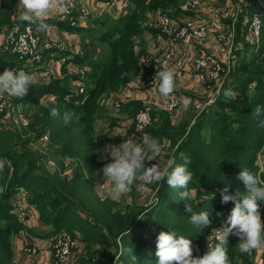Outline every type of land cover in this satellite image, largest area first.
<instances>
[{
    "label": "trees",
    "instance_id": "16d2710c",
    "mask_svg": "<svg viewBox=\"0 0 264 264\" xmlns=\"http://www.w3.org/2000/svg\"><path fill=\"white\" fill-rule=\"evenodd\" d=\"M13 2L14 0H0V32L4 31L12 20ZM132 3V6H128L124 13L115 18L96 17L94 20L102 26L106 24L98 34H92L87 26L70 25L67 21L63 23L58 20L66 28L80 33L81 52L73 54L71 58L89 66L84 77L85 91L76 93L71 89V78L75 77V74L65 72L64 62L61 63V77L32 85L23 99L24 102L33 99L39 102L41 98L43 102L54 100L61 109L62 103L66 102V105L71 106L64 107L67 111L77 105L71 111L75 114L72 125L81 126L70 135H67L70 123L53 128L50 123L41 128L45 121L39 118L36 129L33 124L35 120L29 123L34 132L33 137L31 136L34 140L47 133L46 130L50 126L49 138L57 143L48 154L59 158L54 169L49 170L39 164V159L45 153L34 156L32 150L27 148L18 151L17 143L3 135L10 129L0 121V159L9 162L0 172V264H17L13 259L11 233L20 228L22 223L11 210V196L18 186H25L29 190V201L35 204L42 224L48 227L43 230L39 228L38 231L37 228L30 229L31 232L54 237L57 233L67 230L74 236L81 233L86 246L89 242L99 243L101 247L95 250L87 249L86 259H81L78 264H102V255L108 259L118 255V259L132 264V251L138 257V264H157L156 240L160 232H174L177 236L188 238L193 247L200 245L213 227L226 221L234 206L232 202L221 204L218 189L227 184L231 193H244L246 188L243 182L237 179L238 174L243 169L256 173V158L264 144V127L258 126L252 111L257 104L264 105V14H261L263 25L258 44L244 42L243 48L237 51L235 65L219 96L215 98V103L208 104L197 113V118L191 123L186 134V125L174 123V117L166 110L153 108L151 111L148 134L156 139L169 140L172 148L176 144L170 155L176 154L177 163H182L179 159L180 152L191 159L188 167L192 180L188 190L195 191L191 199H180L179 193L183 189L169 188L164 182L157 187L159 202L155 205L143 207L137 204L130 208V203L125 206L127 209L120 210L114 208L117 201L111 198L102 199L98 192L92 190L96 168L101 165L100 161H96V151L101 146L115 141V138L113 140L106 134H95L96 123L92 111L100 108L101 94L121 89L142 69L139 58L144 52L145 44H137L141 38L136 36L145 30H157L141 24L146 19L147 11L175 4L174 0H132ZM247 11L250 12V8ZM98 48L100 51H97ZM102 50L105 53L104 58L100 56ZM54 52L60 57L64 51ZM50 55L49 51L45 52V61ZM5 65L11 66L15 71L30 70L22 64V59L17 55L0 51V68ZM227 88L237 91L239 96L232 101L227 100L222 94L223 89ZM141 105L139 101H128L122 103V110L135 112ZM110 123L113 125V118ZM83 141L89 143V152L84 159L88 174L85 175L82 167L77 165L72 175L68 176L63 173V158L71 152L76 153V144ZM39 166H42V169ZM258 174L264 177L263 171ZM87 176L90 178L86 179ZM213 195L214 198H211ZM258 203L261 206L262 202ZM186 204H190L193 211L207 209L211 214V224L200 228L192 225L189 221L191 213L185 210ZM85 212L90 213V217L86 216ZM218 212L220 215H217ZM141 215H144V219L137 218ZM127 229L128 234L124 235ZM238 239L232 234L228 236L230 264H235L238 257L241 258L239 264H253L251 254L238 251ZM95 251L98 256H93ZM150 256L153 258L152 262L148 260ZM259 264H264V250Z\"/></svg>",
    "mask_w": 264,
    "mask_h": 264
},
{
    "label": "built area",
    "instance_id": "2783aa9c",
    "mask_svg": "<svg viewBox=\"0 0 264 264\" xmlns=\"http://www.w3.org/2000/svg\"><path fill=\"white\" fill-rule=\"evenodd\" d=\"M118 1L119 0H109L108 4L115 5ZM201 1L202 0H187V2L183 4L182 9L185 11H195ZM229 1H232L230 10L227 6ZM257 1L258 0H226L222 4L212 6L208 11V19L206 20L198 19L195 15L188 14L183 21L175 23L167 13L158 15V32L155 39L158 42H163L164 48L157 61V67L144 79L145 86L151 89L150 97L144 100L143 106L135 113L128 131L129 139L140 142L142 136L148 134L147 127L152 119L151 108H154L152 105L166 111H173L180 104V95L177 92L167 99L162 98L158 94V74L162 70L174 69L177 73L176 78H180L188 68L196 81L201 84L208 93L203 100L195 101L196 110L200 111L208 104L213 103L215 96L220 92L224 82L228 79L237 59V50L240 46L235 43L233 23L237 20L238 15L246 12L248 8H250V12L246 14L248 39L252 43L258 44L263 21L260 13L256 11ZM21 11L22 9H19L12 14L11 22L4 31H2L0 36V51H8L9 53L17 55L22 59V64L30 68V70L44 63V54L46 51L50 53L55 50L67 52V54H61L59 59L60 61L67 62V64H69L68 68L75 74L72 82L76 93H83L85 91L84 77L89 67L86 64L73 61L71 58L73 54L80 52V47L70 41L51 39L45 35L42 36L37 25L29 24L20 19ZM88 12L87 6L78 3L77 0H72V6L67 13L54 12L49 18L66 21L70 20V23L73 25L77 23L78 14L87 15ZM225 15L231 16V30L224 36H218L213 48L202 53H196L191 61L187 63L184 57L179 53V47L184 46L190 49L192 48L194 40L208 37L210 30L217 29L221 26L222 16ZM225 38L226 40H224ZM139 61L141 65H147L150 59L147 58V56L141 55ZM122 102V98L115 93L109 94L108 103L113 105L114 108L119 109ZM15 110L14 104L6 93L0 96V121L5 123L13 119ZM46 134L47 133H44L40 138L46 139ZM161 145L164 146L163 143H161ZM155 162L156 161L151 162L148 166H151V164ZM258 171H260L259 168ZM146 185V183L139 181L140 188H144ZM103 186L104 184H101V187ZM26 201L27 194L23 190V186H18L11 196V210L29 226H33L38 219L37 210L30 208ZM259 210L260 213L262 212L261 214L264 218V202H262ZM217 228L219 227L216 226L207 235V247L208 245L216 243L215 236ZM75 247L76 238L71 232L64 230L57 233L51 241L52 255L55 262L62 263L67 261ZM25 249L31 253H35L37 250L35 245L27 246ZM263 250L264 247L256 249V256L261 258Z\"/></svg>",
    "mask_w": 264,
    "mask_h": 264
},
{
    "label": "clouds",
    "instance_id": "9594fccd",
    "mask_svg": "<svg viewBox=\"0 0 264 264\" xmlns=\"http://www.w3.org/2000/svg\"><path fill=\"white\" fill-rule=\"evenodd\" d=\"M22 6L20 19L29 24L37 25L38 30L47 32L50 26L44 21L54 12L67 13L72 6V0H19ZM146 62V61H143ZM177 73L174 69L162 70L158 74V94L162 98H170L177 90ZM37 83L33 74L23 70L14 71L5 69L0 74V96L5 93L13 98L23 99L30 87ZM223 96L227 100H234L239 94L231 88L223 89ZM219 96V93L217 94ZM182 109L187 111L193 103L189 97H180ZM215 103V100L213 101ZM42 106L48 110L51 116L60 115L54 106V101L44 102ZM258 126L264 127V105L257 104L252 111ZM74 113L66 111L63 114L65 124L71 122ZM105 152L111 157L110 161L100 170L103 181L108 183L106 198L117 199L128 193L132 185L137 181L146 184L163 185L167 183L169 188L183 189L179 193L180 199H191L188 185L192 180L189 171L191 159L185 153H179L182 163H177L175 153L168 160H163V146L150 134H144L140 142L132 139L119 145L105 146ZM146 161H156L151 166H146ZM7 165L6 159H0V172ZM237 179L245 185L246 192L235 194L229 191L227 184L218 189L221 196V204L233 203V207L226 221L217 228L216 243L208 245L207 251L201 256L193 255L192 242L185 236H177L174 232H160L156 240L157 264H230L227 242L230 234L238 237L236 247L239 252L251 254L253 250L264 247V222L261 220L260 205L264 202V177L260 174L243 169ZM159 191V189H158ZM214 198V195L211 197ZM159 202V197L149 201V205ZM187 212H190L189 221L196 228L209 226L211 214L207 209L193 211L190 204H186ZM217 215H220L218 212ZM144 219V215L137 216ZM128 234V229L124 235ZM198 251V248H197ZM132 264H138V257L131 255Z\"/></svg>",
    "mask_w": 264,
    "mask_h": 264
},
{
    "label": "crops",
    "instance_id": "0c3cea01",
    "mask_svg": "<svg viewBox=\"0 0 264 264\" xmlns=\"http://www.w3.org/2000/svg\"><path fill=\"white\" fill-rule=\"evenodd\" d=\"M108 1L109 0H77L78 3L87 6L89 12L87 15L78 14L77 23L73 25L85 27L87 24V20L85 19L88 18H94V17L101 18L105 16L115 18L120 14L124 13L127 10L128 6L133 5L132 0H119L118 3H116L115 5H109ZM224 1L226 0H202L201 3L198 5L197 9H195V11L183 10L184 12L182 13V15H179V17L175 18L174 22L179 23L183 21V19L188 14H193L196 17H198V19L206 20L208 19L209 9L212 6L222 4ZM230 5H232V1L228 2L227 6L229 10H230ZM19 9H22V6L19 5V0H14L12 13L16 12ZM184 13H186V15H184ZM246 14H248V11L244 13H240L238 15L237 20H235V22L233 23V28H234L233 30L235 32L234 33L235 43H237L238 46H240L237 51H240V49L243 48L244 42L246 41L251 42L248 39V24H247ZM50 21H52V25H49L50 28L47 32L44 31L40 32L42 36L45 35L51 39H60L70 42L78 41L77 36L81 37L78 31L66 28V26L60 24L56 19L48 18L44 22L48 24ZM56 22L59 23V25L61 26L60 28H57L56 25H54ZM69 24L72 25L71 23ZM231 27H232L231 16L230 15L222 16L221 26L219 28L210 30L208 37L194 40L192 43V48L190 49H187L184 46L179 47V53L184 57L186 62L189 63L193 58V56L196 55V53H200V52L202 53L206 50L213 48L216 43L217 37L220 35L223 36L226 35L231 30ZM157 32H158V28L156 32H150V31L143 32V38L145 40V45H144L145 49L141 55L147 56V58L150 59V62L147 65H141L142 69H140L139 73L136 74V76L132 80H130L125 86H123L119 90L112 91L117 96L122 98L123 104L128 101H139L141 104H144L145 102L144 100L150 97L151 89L145 86L144 79L147 74H149L157 67V61L164 48L163 42L161 41L158 42L155 39ZM1 34L2 32H0V36ZM224 40H226V38ZM64 52H62V54H64ZM54 53L55 52L50 53L51 55L49 59L47 61H44L42 65L35 67L34 69L32 68L31 71H25V72L33 74L37 80V83H46L51 78L61 77L62 76L61 63H64L65 61H60L59 57H57V53L55 54ZM65 53L67 54V52ZM64 65H65V72L72 75L73 73L68 68L69 64L65 62ZM9 68L12 67H10L9 65H5L1 67L0 74H2L5 69H9ZM176 80H177V90L175 92L179 93L180 97H189L193 99L194 102L197 100L196 96H199L200 94L203 93H206L205 95L208 94L207 92L204 91L203 86L196 81L193 74L191 73V71H189L188 68L185 70L183 76L180 78H176ZM109 94L110 92L108 93V95ZM205 95L203 96L204 98ZM152 106L154 108L159 109L155 105ZM127 112L128 111H123V110H121L120 112L115 111L117 124L115 128L111 129L112 131L110 132L112 133L111 136L115 138V141H111L107 143L106 144L107 146L119 145L120 143L123 142V140L124 141L129 140L128 131L132 124L133 117L131 116L129 117L127 115ZM175 114L177 115L178 113ZM106 145L101 146L99 148L100 153L96 158L101 162V165L98 166L95 175V178L97 180V185L99 186L100 183L101 190L100 193L99 191L98 193L99 195H102L101 197H106V191L109 186L106 181H103V176L100 171L103 165L108 163L111 159V157L107 155V152L104 151ZM162 159L168 160L167 158H163V157ZM256 164L258 165L260 172L261 171L264 172V151L260 150V153L256 158ZM101 184H104V186L101 187ZM26 202L30 206V208L32 209L34 208V210H37L35 204L29 201L28 195ZM37 214H38V219L33 226H29L27 223H25L23 219L17 216L18 220L22 223V226L11 233L13 259L17 264H73L75 256L79 254H82L84 256L86 255V249H85L86 241L83 240V238L79 233H77L78 237L74 236L76 238V247L73 253L71 254L70 258L62 263L55 262L51 248V241L53 236L36 235L30 230V229L35 230L37 228L36 231H38L39 228L41 230L48 228L47 226L42 224L38 210H37ZM261 220L262 222H264V218L262 217V214H261ZM118 243H120L119 239H118ZM31 245L36 246L37 250L35 253L28 252L25 249V247ZM251 256L256 264H259L261 262V258L256 256V250H253Z\"/></svg>",
    "mask_w": 264,
    "mask_h": 264
},
{
    "label": "rangeland",
    "instance_id": "374dc122",
    "mask_svg": "<svg viewBox=\"0 0 264 264\" xmlns=\"http://www.w3.org/2000/svg\"><path fill=\"white\" fill-rule=\"evenodd\" d=\"M259 1L260 0H258L256 3V11L259 12L261 15V14H264V0H262L261 3ZM174 2H175V4L168 5L166 8L158 7L154 11H152V10L147 11L146 19L144 21H142L141 24H143L144 26L150 25L154 28L155 27L158 28L157 24H158V15L159 14L167 13L170 15V17L173 20L175 18L179 17V15H182V13L185 11V10L183 11L182 6H183V4H185L187 2V0H174ZM258 6H259V9L257 8ZM184 15H186V13H184ZM94 19H96V17L85 19V20H87V24H86L87 27L86 28H88L92 34H98L100 30H102L104 27H106V24L104 26H102L99 22L95 21ZM62 21H66V20H62ZM67 22L70 23V20L69 21L67 20ZM63 23H65V22H63ZM48 25H52V21H50L48 23ZM54 25H56L57 28L61 27L58 22H56ZM108 27H109V25H108ZM145 31H148V30H145ZM76 34H78V33H76ZM140 34L136 36V38H141V41L139 40L137 42V44L142 42V44L144 45L145 40L143 38V32L141 35ZM77 38H78V41H74L72 43L79 46L80 52H81V48H82L81 37L77 36ZM95 45L97 47L96 41H95ZM97 51H100V49L98 48ZM100 56L102 58L105 57V53L103 50H102V53L100 54ZM9 69H13L15 71L14 68H9ZM16 71H19V70H16ZM29 71H31V70H29ZM148 75L149 74H147L145 76V78ZM73 79H74V77H72V80ZM70 87H71V89L73 88L74 92H76L72 81H71ZM204 91L207 92V90H204ZM108 93L105 92V93L100 95V98H101V99H99L100 108L97 107L96 109H93L92 115L94 116V122L96 123L95 124V131H96L95 134L96 135L97 134H106L108 137H110L114 140V137L111 136L112 133H110V132L112 131L111 129L115 128V126L117 124L116 123V117H115V111L120 112L122 110V105L119 109H116V108H114L113 105L109 104L108 103V97H109ZM110 93H113L112 90L110 91ZM205 94L206 93H203V94H200L199 96H196L197 100H203L204 99L203 96ZM7 96L11 100V102L14 104L16 110H15L13 119L4 123L5 126H7L8 129H10V131L5 132V134H3V135H6L10 141L17 143L16 147H17L18 151H19V149H26L27 148V149L32 150L34 156L41 154V153H45L39 159V164L48 168L49 170L54 169L58 165L57 160L59 158H57L56 156L51 157L48 154L49 151H51V149H53L57 143L55 141H52L49 138V135H48L49 132L48 131H50V126H49L48 130H46L47 131V134H46L47 138L46 139H44V138L38 139L37 138L34 140L32 138L34 132L31 130L29 123L31 121L35 120L36 122H33V124H34V127L36 129L38 121H40L39 120V118H40L41 121H45V124H42L40 126L41 128L43 126L45 127V125L50 124V123H51V128L58 126V125H62L64 123L63 114L67 111V110H65L64 107L65 106L69 107L70 105H68V104L66 105V102L62 103L63 109H61V108H58L59 104L54 103V106L58 109L60 115L51 116L49 114L48 110L42 106V104L44 103L43 102L44 100H42V98H41V101L38 100L39 102L33 101L34 99L30 100L28 102H24L23 101L24 98L18 99V98L10 97L9 95H7ZM66 97H68V94L66 95ZM216 97H217V95L215 96V98ZM27 98H29V97H27ZM191 100L193 102V99H191ZM194 102L190 105V107L187 111L182 109L181 103L177 106V108L175 110L167 111V113L169 115H172L174 117V120H173L174 123L180 122V123H183L184 125H186L185 134L188 132V130L191 126V123L194 122L195 119L197 118V113H199V111L196 110ZM74 106L77 107V105H74ZM74 106H72L71 111L74 110ZM142 106H143V104L140 107H142ZM140 107H138V109ZM69 108H71V106ZM138 109H136L135 112H131V111L127 112V115L129 117L131 116L134 118V115ZM151 110L153 111L152 108H151ZM156 110H158V109H156ZM77 111H76V113H77ZM159 111H162V110H159ZM175 113H178V114L176 115ZM112 118L114 119L113 125H111V123H110V120H112ZM48 121H49V123H48ZM53 121H56V122H53ZM80 126H81V124L72 125V120H71L69 130L67 131V135H70L73 132H75L77 127H80ZM157 140L160 143L164 144V146H163V153H164L163 158L169 159L171 157L170 152L173 150V148L176 146V144L172 148V145L170 144L169 140L168 141L166 139H157ZM76 145L78 147V149L76 150V153L71 152L63 158V162L65 165V169H64L63 173L68 175V176L72 175V173L75 169V166H77V165H80V167H82L85 175L88 174V171L86 170L87 164H86V161L84 159H85V155L89 152V143L87 141H83L82 143H77ZM261 151H264V144L261 146ZM99 153H100V149L96 151V154H95L96 158H97ZM96 161L99 162V160H97V159H96ZM151 162H153V161H146V166H148ZM7 163H9V162H7ZM42 166H39L40 169H42ZM254 171L257 174L259 173L258 169L257 170L255 169ZM95 175H96V172H95ZM89 178H90L89 176L86 177V179H89ZM92 184H93L92 190H95L96 192L99 191V193H100V190H101L100 189V183L98 186L97 182H95V178H94V182H92ZM157 185L158 184H147L144 188H140L139 180H137L132 185V187L128 193H126L125 195H123L117 199H113V200L117 201V204L115 205L114 208H118L120 210H125V209H127L125 206L127 204H130V203H131L130 208H132L134 205H137V204L142 205L143 207L149 206V201L153 200L157 196V191H156ZM23 190L26 192V194L28 195V198H29V196H30L29 190L26 189L25 186H23ZM190 192H191V195H193L195 193L194 190H190ZM101 196L102 195H100V198H102V199L106 198V197H101ZM85 214H86V216L90 217V213L85 212ZM217 227H221V225H219ZM212 229H214V227ZM76 232L77 231H75V233ZM76 237H78V236H76ZM206 240H207V236H206L205 240L200 245L193 247V255L194 256H201L207 251L208 247L206 245ZM98 244L99 243H97V242L96 243L95 242H89L88 243L89 247L86 246L85 249L86 250L87 249H94L95 250L98 247L99 248L101 247ZM197 248H198V251H197ZM118 254H120V252ZM80 255H82V254H79V255L74 257V263L73 264H78V262L81 259H86V255L85 256L84 255L80 256ZM93 256H98V253L95 251ZM101 257H102V259H104L102 264H126L124 262V260L118 259L119 258L118 255L117 256L114 255L113 257H111L109 259L105 255H102ZM151 259H153V258L150 256L148 258V260H150V262H152ZM240 259L241 258L238 257V261L235 264H239ZM252 261H253V264H256L254 259H252ZM246 263L247 262H245L244 264H246ZM231 264H233V263H231Z\"/></svg>",
    "mask_w": 264,
    "mask_h": 264
}]
</instances>
